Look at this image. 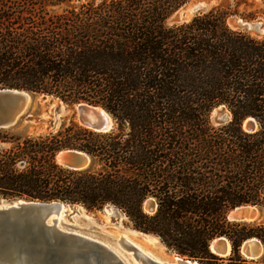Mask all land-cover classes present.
Returning a JSON list of instances; mask_svg holds the SVG:
<instances>
[{
	"label": "trees",
	"instance_id": "1",
	"mask_svg": "<svg viewBox=\"0 0 264 264\" xmlns=\"http://www.w3.org/2000/svg\"><path fill=\"white\" fill-rule=\"evenodd\" d=\"M187 1L0 0V88L97 104L114 122L107 132L75 121L43 133L0 127V198L110 204L200 264H264V252L246 259L239 250L248 238L264 248V221L226 217L240 204L264 211V33L227 24L231 15L264 21V0L167 24ZM217 106L227 121L212 122ZM65 148L86 152L91 166L59 165ZM217 236L229 241L227 256L210 251ZM15 242L24 256L37 251Z\"/></svg>",
	"mask_w": 264,
	"mask_h": 264
},
{
	"label": "water",
	"instance_id": "2",
	"mask_svg": "<svg viewBox=\"0 0 264 264\" xmlns=\"http://www.w3.org/2000/svg\"><path fill=\"white\" fill-rule=\"evenodd\" d=\"M187 3V6L185 4V7L174 13V20L184 19L187 15L207 7L209 2L193 0ZM228 23L232 27L254 34L264 33V21L261 19L246 20L236 16L228 19ZM33 93L24 89L0 88V127L18 125L31 104ZM55 98L64 104L61 99ZM73 105L75 119L79 125L95 132H107L114 127L111 116L102 106L84 101L75 102ZM56 111V114L60 113L59 107ZM213 112V120L217 123L225 122L230 117L229 111L222 106L215 107ZM242 127L251 131L256 127V121L251 116L245 117ZM55 161L62 167L73 170L91 166L90 156L74 148L59 150L55 154ZM72 205L82 207L79 204ZM69 206V203L62 200L0 198V264H200L195 259L176 253L171 259L153 257L123 236L118 237L116 247L103 237L67 227L59 217L67 214ZM155 206L151 197L145 198L142 203L146 212H152ZM226 217L236 222L264 221V211L254 204H240L230 208ZM21 239L26 245L35 247L37 251L34 255L24 256V252L15 242ZM29 240L33 241L32 244ZM161 244V250L170 251ZM228 245L230 246L229 241L224 236H217L209 241L210 251L218 257L230 253ZM41 248L48 250L50 254L42 255L38 251ZM239 250L246 259H258L262 256L264 248L257 239L248 238L241 243Z\"/></svg>",
	"mask_w": 264,
	"mask_h": 264
},
{
	"label": "rangeland",
	"instance_id": "3",
	"mask_svg": "<svg viewBox=\"0 0 264 264\" xmlns=\"http://www.w3.org/2000/svg\"><path fill=\"white\" fill-rule=\"evenodd\" d=\"M190 1L193 0H188L187 2ZM207 1L209 2L207 7L187 15L184 19L178 21L174 20V13L181 7H185V4L186 6L188 4L187 2L184 3L180 8H178L174 13H172L167 18L166 23L172 24V23L187 21L194 14L205 12L216 5L232 3V0H207ZM236 16L231 15L227 18V24L229 26L231 25L228 23V19ZM256 19L263 20L261 17H257ZM232 28H237V27H232ZM33 94L34 95L32 97V101L27 112L21 117L18 125L16 126L19 129L25 128L27 132L30 133H43V132L57 130L61 125H66L70 121L76 122L74 108H73L74 105L72 103L64 102L65 104L64 105L54 96L45 95V94H36V93ZM58 103L62 104V109L60 110V113L56 114L57 107L59 106ZM55 114L56 116H54ZM214 115L215 113L212 111L210 118L213 123L217 124V122L213 120ZM62 222L63 225L67 227L77 229L87 234L103 237L111 242L113 241V239L116 240L118 238L119 232H125L128 236V239H130L133 243L139 245L143 250L150 251L152 253L157 254L158 256L167 259H171L172 256L174 255L173 251L161 250L163 248L158 242V240L155 241L154 239L147 238L139 231L133 229L131 222L125 216V214L110 204L104 205L100 209H91V210L86 209L84 206L75 207L74 205L70 204L67 215L63 216ZM150 236H153V234ZM153 237H155V235ZM155 238L157 239V236Z\"/></svg>",
	"mask_w": 264,
	"mask_h": 264
},
{
	"label": "bare ground",
	"instance_id": "4",
	"mask_svg": "<svg viewBox=\"0 0 264 264\" xmlns=\"http://www.w3.org/2000/svg\"><path fill=\"white\" fill-rule=\"evenodd\" d=\"M59 104V110H61L62 109V104L61 103H58ZM76 207V206H75ZM67 215V214H66ZM63 216L64 215H61V217H59V219L61 218V220H62V218H63ZM75 230H77V229H75ZM79 231V230H78ZM138 233V232H137ZM145 237H147V238H151V239H154L155 241H157L158 240V242L160 243V245L162 246V244H161V242L159 241V239H158V237H157V239L155 238V237H153V236H150V235H152V234H149V233H147V234H149V235H147V234H144V233H142ZM119 236H123L126 240H128V241H130L131 243H133L130 239H128V236H127V234L125 233V232H119L118 233V237ZM118 239V238H117ZM117 239L115 240V239H113V241H112V243L117 247V244H118V242H117ZM111 242V241H110ZM133 244H135V243H133ZM135 245H137V244H135ZM119 246V245H118ZM140 249H142L139 245H137ZM163 248V247H162ZM229 249H230V246L228 245V251H229ZM143 250V249H142ZM145 253H147V254H149V255H151V256H157L158 257V255H156L155 253H152V252H150V251H147V250H143ZM160 257V256H159Z\"/></svg>",
	"mask_w": 264,
	"mask_h": 264
}]
</instances>
